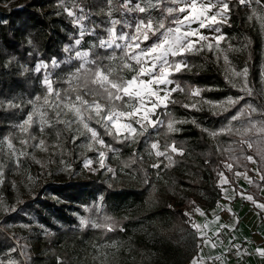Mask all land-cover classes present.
Wrapping results in <instances>:
<instances>
[{
  "label": "trees",
  "instance_id": "16d2710c",
  "mask_svg": "<svg viewBox=\"0 0 264 264\" xmlns=\"http://www.w3.org/2000/svg\"><path fill=\"white\" fill-rule=\"evenodd\" d=\"M178 1L0 0V264H182L194 245L191 210L219 199V165L246 155L264 159V132L257 131L264 126V0H227L218 46L206 35L194 50L169 58L188 68L169 77L183 91L155 108V126L130 119L136 132L125 139L128 133L117 136L109 125L108 135L100 117L83 110L101 145L74 115L83 107L77 96L100 104L102 116L135 104L122 94L115 100L110 84L92 83L97 70L117 82L136 74L125 49L99 40L115 29L147 45L174 25ZM78 37L77 48L89 54L83 68L66 60ZM37 63L48 64L52 94L39 84ZM70 103L76 107L67 109Z\"/></svg>",
  "mask_w": 264,
  "mask_h": 264
},
{
  "label": "snow or ice",
  "instance_id": "6c2138e0",
  "mask_svg": "<svg viewBox=\"0 0 264 264\" xmlns=\"http://www.w3.org/2000/svg\"><path fill=\"white\" fill-rule=\"evenodd\" d=\"M175 2V0H174ZM239 4L241 5H248L252 2V0H238ZM256 3H260V0H255ZM216 3L220 4L221 7L212 15H208V13L212 12V9L214 7H216L215 4H203L201 3V6L197 7V0H191V3L187 5L188 8H190V14L186 15L183 17L182 20H178L176 21L177 23V27L173 30L171 28L167 29V31L164 33L165 39L163 40L162 44H153L152 47L147 51V53H145L143 50L139 53V55H137L136 53H132V58L136 60L137 63H141V57H144L145 59H150L153 61L151 68L149 69H144L143 67H141L140 72L137 75L132 76L131 79L129 80H123L121 79L119 82H117L116 80H109V77L107 75H104L103 72L97 70L94 74L96 77V79L92 80L93 84H100L102 87L104 86L105 83L110 84L111 89H114L115 92L117 93L115 95V100H121L122 96L120 95V93L123 94V96H127L129 98V100H139L141 101L140 103V107L134 108L133 111L128 112V113H124V112H116L114 110H109V114L106 116H102L101 113H103L105 111V109L100 105V104H89L87 101H84L81 99V97L77 96L76 99L77 101H79L81 103V105L83 106L82 108H75L74 111L78 117V119L83 123V127L85 129H87V131L89 133H91V137L93 138V140H97L101 145L104 144L103 140H99L98 138V134L97 132L93 129L90 128L88 123H84V116L82 115V111L83 110H92L95 112V115L97 117H100L99 120H97V123H101L103 122V125L106 129H108V135H113V132L109 129V124H111L115 130H116V135L119 136L122 133H128V136H125V139L129 138V136L132 133L136 132L135 128H132L130 123H118V119L120 117L126 116L130 119L132 118H136L137 115L141 112V110H143V116L140 117V119H144V120H149V115L155 110L156 107H158L160 104H164L166 106L168 97L170 96L171 92H175L177 90L183 91V89H181L179 87V85H177L176 87L172 88L170 91H168L167 89L164 90V96L161 97L159 95L158 91H154L151 89V85L155 84V85H168V84H172L173 81L169 78L170 76L174 75V74H178V73H182L183 71H185L188 68V65L183 61V60H177L174 63H170L168 60V56L169 54H171L172 57H177V56H183L185 55L187 52H190L192 50H194L195 48V43L194 41L188 39L189 37H192L194 35H199L198 31H186V32H181V27L180 25H184L188 22H190L191 20H196L199 22V27L200 28H208V29H212L214 31H216L217 33L220 32L219 27H214L215 25H218L220 22L223 21L224 18H226L227 13L230 11L229 9V3L227 2V0H216ZM137 8L140 12H144L145 8L143 7H139V5H137ZM186 8L185 7H180L179 8V12L183 13L185 12ZM174 11L173 8H169L168 9V13L171 14ZM73 13L69 12V15H72ZM218 17L220 19H218ZM112 24H121V21H111ZM148 28H151L152 25L151 23H149L147 25ZM160 28H164V25L161 24ZM106 31H114L115 29H105ZM137 31H139V27L137 28ZM155 34V33H154ZM121 39H124V37H121ZM145 40L148 39V36L145 35L144 37ZM200 39L201 40H206L208 39L207 37H204L202 35H200ZM224 39V37L222 35H218L215 37V40L217 41V46L220 40ZM77 44L80 43L79 40L76 41ZM115 40H112L111 42L107 41V40H100V47H105L108 46L110 47L111 44H114ZM166 45V47L164 46ZM117 47H120V45H116ZM136 47H139V44L136 45ZM209 48H211V45H209ZM67 50V49H66ZM89 54L87 52L85 53H81V52H77L76 56L77 58L80 57H87ZM156 62H160L161 67H160V72L159 75H155V69L157 67ZM52 66H57L56 65V61L53 60L52 61ZM84 65H81V68H83ZM125 67H130V65H125ZM47 69L48 68V64L47 63H38L36 65L35 71L40 72L41 69ZM79 71V70H78ZM143 75H150L151 79H149L147 82L143 81L140 77ZM239 75V74H238ZM243 75L245 76V78L247 77V69H244L243 71ZM42 83H44L47 88H48V92L50 94L53 93V89H52V84L50 79L48 78L47 75V71H45V79L42 81ZM87 86V84H86ZM143 89V91H142ZM106 91H108L106 89ZM200 89H193L192 90V95L193 96H198L200 94ZM149 95V96H154L155 100H151V108H144V104H143V95ZM249 94H250V90H249ZM55 95L59 96V93H55ZM108 97L111 100L113 97V93L111 91H108ZM211 103V102H209ZM228 103L230 104H234L236 103V101H233L231 98L228 99ZM12 106V105H10ZM127 107L129 108H133L132 104L127 105ZM185 107H189V105H185ZM191 107L196 108L195 104H192ZM250 107V106H249ZM252 112L256 111V109H251ZM57 116L59 117V113H57ZM92 117L89 116L88 119H91ZM32 117L29 116L28 120L25 121V124H27L29 121H31ZM140 119H136L137 123H140ZM237 117L233 116L232 120H236ZM60 123H64V121H60ZM149 123L152 124L153 126H155L156 122H153L151 120H149ZM261 124H264V122H260ZM251 127H256L255 123H252L250 121ZM23 127V125L21 126ZM168 129L169 131H174V127L173 124L170 122L168 125ZM258 132H264V126L260 127L257 129ZM215 135V133L213 134ZM41 144L43 143V141L40 142ZM248 148H252V143L249 142L248 143ZM9 147H11V145L9 144ZM152 149H157L158 145L153 143L151 145ZM171 147V151L173 153H176L179 151L180 154H183L182 150H178L176 148L175 145L170 146ZM99 155L101 156V158L104 157V153L100 152ZM157 156H166L167 153L166 152H156ZM247 159L249 161H252V157L249 156L247 157ZM90 163V162H89ZM86 166H88L86 164ZM103 160H101V167H103ZM160 165L159 164H153L152 167L154 168H158ZM227 167L229 169H231V165H227ZM222 175V174H221ZM226 182V181H225ZM249 199H251V197H249ZM187 215V214H186ZM111 221V218L109 217H105V226L107 227L108 231H112L114 230V225L110 224L109 222ZM81 225L84 226L86 224H88V221L81 218ZM94 227H101V225L99 224H95L93 225ZM194 227H198L196 225H194ZM261 255H264V250H257ZM195 264V261H194Z\"/></svg>",
  "mask_w": 264,
  "mask_h": 264
},
{
  "label": "crops",
  "instance_id": "0c3cea01",
  "mask_svg": "<svg viewBox=\"0 0 264 264\" xmlns=\"http://www.w3.org/2000/svg\"><path fill=\"white\" fill-rule=\"evenodd\" d=\"M244 157L219 165L218 201L191 210L194 245L184 262L264 264V255L257 251L264 250V159Z\"/></svg>",
  "mask_w": 264,
  "mask_h": 264
},
{
  "label": "rangeland",
  "instance_id": "374dc122",
  "mask_svg": "<svg viewBox=\"0 0 264 264\" xmlns=\"http://www.w3.org/2000/svg\"><path fill=\"white\" fill-rule=\"evenodd\" d=\"M190 3H191V0H179L178 1V3H177L178 14L176 16L174 25L172 27H169V28H171V29L174 30L177 27L176 21L182 20L184 16L190 14V11L191 10H190V8L187 7V5L190 4ZM201 3H203L205 5H207L209 3L216 5V7H214L212 9V12L208 13V15H212L213 13H215L221 7L220 4L216 3V0H197V7H198V9L201 6ZM180 7H185L186 8L185 12H183V13L179 12V8ZM73 17H74V23L78 27V35H79L80 32H82L83 27L80 25L78 17L76 15H73ZM218 19H220V18L218 17ZM223 21H224V19H223ZM180 27H181V32L198 31L199 35H194V36L188 38V39H190V40H192V41H194L196 43L201 40L200 39V35H202L204 37L206 35L211 36L214 41H216L215 40V37L216 36L221 35L220 32L217 33L216 31H214L212 29L200 28L199 27V22L196 21V20H191L190 22H188V23H186L184 25H180ZM214 27H217V25H215ZM169 28H167V29H169ZM167 29H165L162 32H160L156 36V38L154 40H152L147 45H141L140 44V40L135 39V35L129 36V35H125V34H122V33H115L114 31H109L108 36L105 39H103V40H107L109 42H111L112 40H115V43L114 44H111V46H116L118 44V45H120V47H122L123 49H125V52L127 53L129 59L136 65V74L135 75H137L140 72L141 67H143L144 69L151 68L153 61L150 60V59H145L144 57H141V63H137L136 60L132 58V55L131 54L132 53H136L137 55H139V53L142 50L145 53H147V51L152 47L153 44H162L163 40L165 39L164 33L167 31ZM121 37H124V39H121ZM143 37H144V35L140 39L142 40ZM77 40H79V37L73 42L72 45H70L67 48V50H68L69 53H68V55L66 57V60H71V59L78 60L79 66L81 67V65L82 64L84 65V63L87 61V57L77 58L76 53L77 52L85 53L87 51L77 48V43H76ZM99 44H100V40H99ZM137 44H139V47L138 48L136 47ZM164 46L166 47V45H164ZM105 47H108V46H105ZM170 57H171V54H169L168 60H169ZM156 64H157V67L155 69V73L154 74L155 75H159L161 64H160V62H156ZM36 65H35L34 69L36 68ZM56 65H57V63H56ZM50 66L52 68L53 67H56V66H52V61L50 63ZM41 70H43L44 72H43V77L40 80L39 84H42L46 88L47 93H49L47 86L44 83H42V81L45 79V71H47L48 78L50 79L49 71L47 69H44V68H42ZM131 78L132 77H130L129 79H131ZM140 78L143 81L147 82L149 79H151V76L150 75H143ZM129 79H127V80H129ZM150 87H151L152 90L158 91L159 92V95L161 97H163L164 96V90L167 89L168 91H170L172 88L175 87V85L173 83L172 84H168V85H163V84H161V85H155V84H153ZM142 91H143V89H142ZM120 94H122V93H120ZM151 100H155V97L154 96H149V95H146V94L143 95L144 108H151L152 107L151 102H150ZM140 103H141V101L135 100V104L133 105V108H129L126 111H124V110H114V111L128 113V112L133 111L134 108L140 107ZM159 106H162L163 107L164 104H160ZM75 107L76 106L73 103H70V104L67 105V109L75 108ZM153 112L149 115V120H151V121L154 122V119L151 118V115L153 114ZM108 114H109V112L106 115H108ZM74 115L76 116V113H74ZM142 116H143V110H141V112L137 115L136 118H132V119H134L136 121V119H140V117H142ZM129 120H130V118H128L126 116H123V117H120L117 122L118 123H130ZM149 120L140 119V123L145 122L147 125L152 126V124L149 123ZM109 125L113 128L114 132L116 133L115 128L111 124H109ZM132 128H133V126H132ZM244 143H245L246 146L248 145L247 142H244ZM240 159H242V160L245 161V157L244 158L241 157Z\"/></svg>",
  "mask_w": 264,
  "mask_h": 264
},
{
  "label": "built area",
  "instance_id": "2783aa9c",
  "mask_svg": "<svg viewBox=\"0 0 264 264\" xmlns=\"http://www.w3.org/2000/svg\"><path fill=\"white\" fill-rule=\"evenodd\" d=\"M182 264H188V262H183Z\"/></svg>",
  "mask_w": 264,
  "mask_h": 264
}]
</instances>
